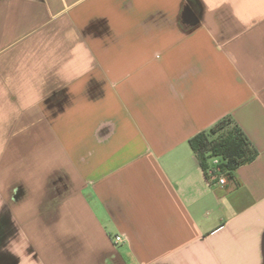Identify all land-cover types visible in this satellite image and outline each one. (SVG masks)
<instances>
[{"label":"crops","instance_id":"crops-1","mask_svg":"<svg viewBox=\"0 0 264 264\" xmlns=\"http://www.w3.org/2000/svg\"><path fill=\"white\" fill-rule=\"evenodd\" d=\"M0 264H264V0H0Z\"/></svg>","mask_w":264,"mask_h":264},{"label":"trees","instance_id":"trees-1","mask_svg":"<svg viewBox=\"0 0 264 264\" xmlns=\"http://www.w3.org/2000/svg\"><path fill=\"white\" fill-rule=\"evenodd\" d=\"M190 145L209 179L212 175L233 178L238 168L252 163L259 155L232 116L224 118L209 131L195 136ZM215 159H219L218 166L213 163Z\"/></svg>","mask_w":264,"mask_h":264},{"label":"built area","instance_id":"built-area-1","mask_svg":"<svg viewBox=\"0 0 264 264\" xmlns=\"http://www.w3.org/2000/svg\"><path fill=\"white\" fill-rule=\"evenodd\" d=\"M213 163H214L215 166H218L219 165V159H215L213 161ZM217 173H218V171H217ZM218 174H220V173H218ZM211 181H213V182L217 181L220 185H224L225 182H226V178L223 175L222 176L212 175ZM123 241H124V237L121 236V235H118V236H116L114 238V243L117 244V245L123 243Z\"/></svg>","mask_w":264,"mask_h":264},{"label":"clouds","instance_id":"clouds-1","mask_svg":"<svg viewBox=\"0 0 264 264\" xmlns=\"http://www.w3.org/2000/svg\"><path fill=\"white\" fill-rule=\"evenodd\" d=\"M72 31H75L74 29Z\"/></svg>","mask_w":264,"mask_h":264}]
</instances>
